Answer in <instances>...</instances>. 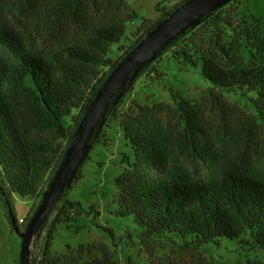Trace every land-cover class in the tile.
<instances>
[{
  "label": "trees",
  "instance_id": "1",
  "mask_svg": "<svg viewBox=\"0 0 264 264\" xmlns=\"http://www.w3.org/2000/svg\"><path fill=\"white\" fill-rule=\"evenodd\" d=\"M186 1L160 9L161 15L151 23L143 21V33L115 60L110 58L112 46L125 36L126 23L135 19L134 12L135 17L127 13L108 23L91 24L46 53L28 45L0 3V194L10 207L15 228L18 220L11 209L13 193L42 199L67 144L109 74L150 30ZM114 2L117 11L125 8V0L107 1L109 6ZM231 5L211 12L197 27L176 37L139 76L188 36L189 45L176 55L191 67L201 63L202 76L212 84L207 97L219 99L224 93L251 96L256 121L264 127V29L257 20L236 19L237 8ZM50 10L58 17V28L77 13L66 5H53ZM226 27L232 31L229 40ZM152 70L159 73L154 67ZM171 95V103L139 106L141 113L130 116L124 125L130 150L124 155L128 169L115 180V214L132 216L141 228L142 241L169 233L185 240L187 247L199 249L220 245L225 239L238 240L249 232L252 246L264 251V178L240 169L223 170L199 181L165 175L172 148L190 160L204 158L199 147L197 104L174 91ZM74 109L79 113L70 124L67 118ZM160 113L168 122L181 120L183 128L171 136L166 128L152 122ZM80 173L81 169L75 179ZM62 198L49 215L57 209L45 235L41 264H116L105 244L71 248L61 257L52 254V243L62 224L83 214L93 212L94 220L100 215L92 206L86 210L80 201ZM99 227L114 236L108 227Z\"/></svg>",
  "mask_w": 264,
  "mask_h": 264
},
{
  "label": "rangeland",
  "instance_id": "2",
  "mask_svg": "<svg viewBox=\"0 0 264 264\" xmlns=\"http://www.w3.org/2000/svg\"><path fill=\"white\" fill-rule=\"evenodd\" d=\"M107 1L0 0V3L4 5L9 21L26 36L28 45L46 53L78 36L91 24L108 23L117 16L133 15L134 12L136 17L133 15L135 19L126 23L125 36L112 46L110 58L115 60L143 33V21H147L146 24L155 21L161 15L160 9L170 8L181 0H125V8L118 11L115 2L109 6ZM231 2L230 7L237 8L236 19L257 20L264 29V0ZM53 5H66L77 13L68 24L58 28L55 25L58 17L50 10ZM225 31L229 40L232 31L228 27ZM189 41L187 36L161 54L145 73L135 79L125 92L123 101L108 115L88 159L81 167L80 177L73 180L62 198L80 201L86 210L92 206L100 215L94 220L91 211V215L83 214L70 223L62 224L52 243L54 256L61 257L71 248L77 250L81 246L97 243L105 244L111 250L116 264H264V251L252 246L249 232L238 240L225 239L220 245H203L193 249L186 246L185 240L169 233L142 241L139 237L141 228L133 217L115 214L118 207L115 180L128 169L124 155L130 150L124 125L130 116L141 113L139 106L171 103V91L197 104L199 147L204 158L190 160L172 148L165 175L199 181L223 170L240 169L264 178V127L256 121L255 106L248 98L251 96L224 93L219 99L207 97L206 92L212 84L202 76L201 63L191 67L176 55V51L188 46ZM153 67L159 73H154ZM78 113L79 109H74L67 122L71 124ZM153 117L152 122L166 128L171 136L183 128L181 120L168 122L162 113ZM40 202L39 198L31 199L13 193L11 209L18 220V229L26 228ZM56 210L34 239L31 251L33 263L42 259L45 235ZM99 225L111 229L114 236ZM21 243L22 238L11 223L10 207L0 194V264H21Z\"/></svg>",
  "mask_w": 264,
  "mask_h": 264
},
{
  "label": "water",
  "instance_id": "3",
  "mask_svg": "<svg viewBox=\"0 0 264 264\" xmlns=\"http://www.w3.org/2000/svg\"><path fill=\"white\" fill-rule=\"evenodd\" d=\"M231 1L233 0H187L150 30L112 70L67 144L59 166L26 228L20 230L16 227L22 238L21 264H41L40 261L32 262L34 239L65 190L71 186L93 147L92 136L96 140L108 115L124 97L126 87L133 85L141 70L152 63L160 51L176 37L189 28L197 27L203 17Z\"/></svg>",
  "mask_w": 264,
  "mask_h": 264
}]
</instances>
